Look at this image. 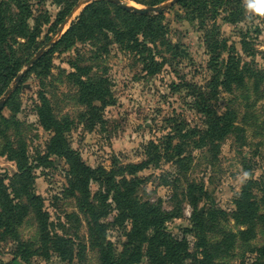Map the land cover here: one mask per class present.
Returning a JSON list of instances; mask_svg holds the SVG:
<instances>
[{
    "label": "rangeland",
    "instance_id": "374dc122",
    "mask_svg": "<svg viewBox=\"0 0 264 264\" xmlns=\"http://www.w3.org/2000/svg\"><path fill=\"white\" fill-rule=\"evenodd\" d=\"M96 1L102 0H0L8 30L2 48L10 54V47L13 62L23 64L17 76L23 75L16 87L13 88L15 78L5 91L0 86V176L9 179L17 171L15 163L8 159L10 154L4 152L6 146L11 145L27 156L26 165L31 166L32 176L29 192L41 198L48 214V234L53 236L44 238L47 244L40 241L43 233L38 231L32 210H28L21 221L4 230L0 264H100L99 250L93 246L87 220L79 212L76 200L67 196L66 162L51 156L46 166L38 167L35 163V156L44 154L46 143L53 136L52 130L39 125V109L44 102L57 120L70 122L64 133L69 148L92 169L101 167L110 171L141 163L146 160L144 146L148 142L155 143L161 152L168 139L172 148L183 141L185 171L181 174L175 167L170 150L162 151L156 167L152 165L138 173L143 181L138 194L141 192L143 200L159 203L164 212L176 216L165 222L164 230L177 241L185 239L192 249L195 238L186 233L191 208L185 194L190 184L201 187L206 198L198 209L206 212L215 208L224 213L218 230L209 235V240L219 239V232L222 236L224 233L234 236L231 249L225 254L216 253L214 262L243 264L254 260L257 256L254 250L264 248V225L258 222L251 233L241 237L247 227L237 224L231 214L233 201L247 181L264 179V14L248 7L253 0H228L232 10H242L241 21L226 23L224 18L229 11L221 8L215 21L207 22L214 23L224 39L228 53L222 52L221 56H239L259 77L257 81L246 80L241 89L231 94L219 89L215 110L218 115L229 113L226 118L232 129L214 143L211 152L207 147L196 149L192 143L199 144L198 131L204 127L202 116L193 109V98L187 96L188 86L206 88L212 76L199 19L177 5L168 7L163 10L161 20L168 30L164 42L144 39L141 31L137 38L145 49L137 54L114 43L108 33L98 42L75 44L64 51L52 50L50 43H57L83 9ZM120 1L136 8L151 7L132 0ZM170 2L166 0L156 6L165 7ZM241 38L250 44L252 59L243 54ZM39 51L40 56H45L44 64L33 68L30 61ZM150 57L159 64L153 75L146 71ZM75 66L87 67L91 79H105L113 101L104 108L99 102H92L100 109L99 120L93 124L87 121L86 108L78 101L79 86L71 76L76 75ZM176 85L180 87L175 89ZM10 88L13 90L4 98ZM181 138L188 139L181 141ZM13 188L20 191V202L26 205L21 186ZM96 189V185L91 186L92 192ZM252 194L264 219V192L253 190ZM104 223L105 242L112 251L119 252L127 225L114 224L113 214ZM54 234L70 241L68 247L73 255L70 261L59 259Z\"/></svg>",
    "mask_w": 264,
    "mask_h": 264
},
{
    "label": "trees",
    "instance_id": "16d2710c",
    "mask_svg": "<svg viewBox=\"0 0 264 264\" xmlns=\"http://www.w3.org/2000/svg\"><path fill=\"white\" fill-rule=\"evenodd\" d=\"M132 1L152 7L166 0ZM176 5L188 12L192 18L199 19L200 29L204 33V45L209 57L208 70L212 76L206 88L188 86L190 90L188 89L187 96L193 98V109L202 116L204 127V130L198 131L199 144L196 146L194 141L192 143L196 149L207 147L212 152L215 149L214 143L221 141L232 129L226 118L229 113L224 112L218 115L215 110L219 89L231 94L233 90L241 89L246 80L257 81L259 77L248 64L241 62L239 56L229 54L226 57L221 56L222 52L228 53L224 39L220 38L219 29L214 23L207 24L208 21H215L221 8L229 11L227 17L224 18L226 23L240 22L242 19L241 9L232 10L228 0H178ZM162 19L163 14L140 16L126 12L108 0L96 1L83 9L77 21L69 27L57 43L53 44L51 49L58 48L64 51V49L74 47L75 44L98 42L101 36L106 37L108 33L112 36L114 43L125 45L131 51H136L137 54L141 52L140 50L145 49V45H142L137 38L141 31L144 39L150 38L154 43L158 39L162 43L164 42L168 30L164 28ZM7 34L5 16L0 8V86L2 92L17 77V73L23 65L15 60L13 62L14 54L10 47V54L3 50L2 44L7 38ZM240 45L243 54L252 59L254 54L250 51V44L241 38ZM102 49H106V46H103ZM175 55L178 56L177 53ZM44 57L40 56L32 67L43 66ZM149 60L146 71L153 75L159 64L153 62L152 57ZM73 69L76 75L71 74V76L79 86L78 101L86 108L84 116L87 115V121L93 124L99 120L97 111L100 109L92 102H99L101 108L107 107L113 102L107 91V82L102 78L91 79L87 67L75 66ZM178 87L180 85H176L175 89ZM39 125L44 130H52L53 136L46 143L44 154L35 156V163L38 167L46 166V163L49 162L48 158L51 156L62 158L66 162L68 166L66 193L68 197L76 200L79 212L87 220L91 241L94 243L93 246L99 250L100 264H225L214 262L215 254L227 253L232 247L234 236L226 233L222 236V233L219 232V239L209 240V235L218 230V223L223 219L224 213L215 208H209L206 212L198 209L200 202L206 198V193L201 187L197 188L190 184L185 194L191 208L190 228L186 230V233L195 238L192 249L189 248L185 239L177 241L164 230L165 222L176 218V216L164 212L159 203L143 200L140 196L141 192L138 194L139 185L143 182L137 176L138 173L149 166L155 165L156 167L161 159L162 151L170 150V158L175 159V167L181 174L185 171L183 160L186 157L183 156L184 142L182 139L187 140L188 138H181V144L173 148L170 139H168L165 146L161 148V152L155 143L148 142L144 146L146 160L138 164L114 167L110 171H105L101 167L92 169L80 161L78 154L69 148L64 136V133L69 130L70 122L67 119L57 120L45 102L39 109ZM4 152L10 154L8 159L15 163L17 171L9 179L0 176V239L3 232L5 233L6 227L12 228L26 216L28 210H32L38 231L43 233V240L40 239V241L47 244L48 240L44 238L53 236L48 234V214L43 208L41 198L34 194L31 195L29 192L32 176L31 166L26 165L27 156L11 145L6 146ZM6 180H8L7 184ZM14 185L21 186L27 200L26 205L20 202V191L15 190ZM92 185L97 187L95 192L91 191ZM253 190L264 192V179L248 180L246 185L241 188L238 197L233 201L232 219L237 224L247 227V231L243 232L241 237L251 233L258 222L264 225V219L259 214V204L252 194ZM11 195L16 202H12ZM111 214H113L114 224L119 227L127 225L128 228L124 232L125 242L119 252L112 251L111 245L105 242L106 225L104 220ZM54 240L59 245V249H57L59 259L70 261L73 257L72 250L68 247L70 241L57 238L56 235ZM254 251L257 253L256 258L243 264H264V248H256ZM80 252L78 257H81Z\"/></svg>",
    "mask_w": 264,
    "mask_h": 264
},
{
    "label": "water",
    "instance_id": "95a60500",
    "mask_svg": "<svg viewBox=\"0 0 264 264\" xmlns=\"http://www.w3.org/2000/svg\"><path fill=\"white\" fill-rule=\"evenodd\" d=\"M108 1L115 4V5L120 6L126 12L141 16V15H150V14L160 15V14H162L163 10H165L168 7H171L173 5H176L178 0H171V2L165 7H163V6H152V7H145V8H136V7H132V6H126L120 0H108ZM60 32H61V30L58 31L59 35H60ZM50 45H53V43L51 42ZM41 54H42L41 51L37 52L35 58L30 61V64L33 65L36 62V60L40 57ZM22 75H23V73L19 74L15 78L13 88L18 85ZM13 88H10L9 90H7L4 93V98L7 97V95L13 90ZM1 109H2V105L0 104V110Z\"/></svg>",
    "mask_w": 264,
    "mask_h": 264
},
{
    "label": "clouds",
    "instance_id": "9594fccd",
    "mask_svg": "<svg viewBox=\"0 0 264 264\" xmlns=\"http://www.w3.org/2000/svg\"><path fill=\"white\" fill-rule=\"evenodd\" d=\"M248 7L254 9L257 13L264 14V0H253L248 4ZM247 176V173H245Z\"/></svg>",
    "mask_w": 264,
    "mask_h": 264
}]
</instances>
